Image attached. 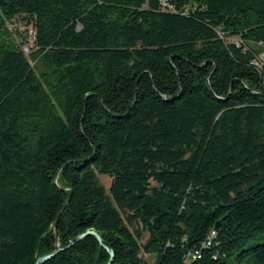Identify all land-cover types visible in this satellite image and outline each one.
Instances as JSON below:
<instances>
[{
	"label": "trees",
	"instance_id": "trees-1",
	"mask_svg": "<svg viewBox=\"0 0 264 264\" xmlns=\"http://www.w3.org/2000/svg\"><path fill=\"white\" fill-rule=\"evenodd\" d=\"M261 236L264 0H0V264H264Z\"/></svg>",
	"mask_w": 264,
	"mask_h": 264
},
{
	"label": "rangeland",
	"instance_id": "rangeland-1",
	"mask_svg": "<svg viewBox=\"0 0 264 264\" xmlns=\"http://www.w3.org/2000/svg\"><path fill=\"white\" fill-rule=\"evenodd\" d=\"M27 54H29L30 50L28 51V49H26L25 51ZM33 66H35L34 63H32ZM40 68H36V70L38 71V73L40 72V70H43V67L39 66ZM99 180L101 182V184L106 188V190H109L110 187V183H111V179L110 177L106 176V175H98ZM147 238V235L145 236V239ZM258 243H264V236L259 237L257 240L254 241L253 244H258ZM144 259L146 262L153 264L155 261V258L153 256H144Z\"/></svg>",
	"mask_w": 264,
	"mask_h": 264
},
{
	"label": "water",
	"instance_id": "water-1",
	"mask_svg": "<svg viewBox=\"0 0 264 264\" xmlns=\"http://www.w3.org/2000/svg\"><path fill=\"white\" fill-rule=\"evenodd\" d=\"M216 229H217V228H216ZM55 230H57L56 225H55ZM92 233L96 235L98 241H99L100 244H101V247L107 249V250L111 253L112 257H113V253H112V251H111L109 248H107V247L103 244L101 237H100L99 235H97L95 232H92ZM82 237H83V236H81L80 239H81ZM57 251H58V250H57ZM57 251H56V252H57ZM56 252L51 253V254H48V255H45V256H43V257H40V258L37 260L36 264H44L46 261H48L49 259H51V258L56 254Z\"/></svg>",
	"mask_w": 264,
	"mask_h": 264
}]
</instances>
